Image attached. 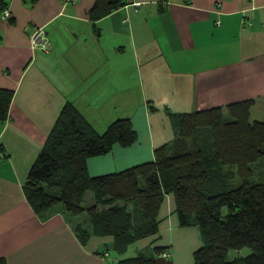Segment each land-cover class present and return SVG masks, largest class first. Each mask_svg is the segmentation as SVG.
I'll return each instance as SVG.
<instances>
[{"label": "crops", "instance_id": "1", "mask_svg": "<svg viewBox=\"0 0 264 264\" xmlns=\"http://www.w3.org/2000/svg\"><path fill=\"white\" fill-rule=\"evenodd\" d=\"M4 1L10 16L0 15V88L12 95L0 121V257L116 264L124 253L112 255V237L94 235L85 212L71 215L58 204L37 214L23 193L60 110L72 102L99 132L130 118L136 141L89 157L93 176L152 160L174 137L173 114L245 99L254 100L250 115L259 106L264 112V0H128L96 20L89 17L95 0ZM37 27L50 41L46 52L31 47ZM158 219V232L125 253L163 246L169 256L159 253V264H192L190 254L175 258L172 233L181 229L172 195ZM75 225L88 232L85 242Z\"/></svg>", "mask_w": 264, "mask_h": 264}, {"label": "trees", "instance_id": "2", "mask_svg": "<svg viewBox=\"0 0 264 264\" xmlns=\"http://www.w3.org/2000/svg\"><path fill=\"white\" fill-rule=\"evenodd\" d=\"M128 0H95L99 19ZM6 9L0 0V13ZM12 91L0 88V121L7 117ZM253 99L173 114L174 137L154 149L153 159L123 170L90 175L87 159L113 144L137 139L130 118L119 117L97 131L72 102L60 110L31 164L22 189L37 214L60 204L71 215L85 212L96 236H110L123 254L137 239L158 232L166 194L174 199L180 226L195 223L201 245L192 264H264V182H254L252 164L264 158V121L250 120ZM237 180V182H235ZM85 242L88 232L75 225ZM249 247L228 258L229 249ZM154 253L121 257L116 264H157ZM0 264H6L0 257Z\"/></svg>", "mask_w": 264, "mask_h": 264}, {"label": "rangeland", "instance_id": "3", "mask_svg": "<svg viewBox=\"0 0 264 264\" xmlns=\"http://www.w3.org/2000/svg\"><path fill=\"white\" fill-rule=\"evenodd\" d=\"M263 109H261V106L259 107H255L252 110V113L250 115V120H262L264 121V112L262 111ZM252 169H253V176L251 177V180L254 182H264V158L259 159L258 161H256L255 163L252 164ZM235 182H237V180H235ZM179 225V224H178ZM181 230H177L180 232H176L175 230L173 231V238H174V250H175V258L177 259V256H179V258H181V255H189L192 256V252L196 247V240L198 239L199 242L200 241V234H199V230L198 227L196 226L195 223H191L189 225L186 226H178ZM180 233V234H178ZM196 239V240H195ZM133 247L130 248V250H128L126 253H124L123 255H121V257H128V256H134L137 255V252H133ZM112 252L113 256H116V254ZM144 254H150L151 251H149L148 249H144L143 251ZM251 252V249L249 247H241V248H237V249H229L228 253H227V257L228 258H233V257H237V256H244L248 253ZM193 257V256H192ZM158 258H161V256H157V260ZM165 261H169V262H173L174 263V257L172 258H162ZM159 264V262H157Z\"/></svg>", "mask_w": 264, "mask_h": 264}, {"label": "built area", "instance_id": "4", "mask_svg": "<svg viewBox=\"0 0 264 264\" xmlns=\"http://www.w3.org/2000/svg\"><path fill=\"white\" fill-rule=\"evenodd\" d=\"M135 5H138V3H135ZM1 17L3 19H6L10 16V13L7 9H4L0 13ZM216 23H219V21H216ZM30 41H31V47L33 49H38L42 52H46L50 46V41L46 35V32L42 27H37L35 30H33L30 34ZM163 257L169 256L168 252L162 253Z\"/></svg>", "mask_w": 264, "mask_h": 264}]
</instances>
